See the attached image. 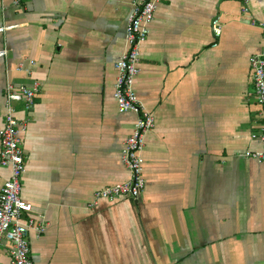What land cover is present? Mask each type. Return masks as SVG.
<instances>
[{"label": "crops", "instance_id": "obj_1", "mask_svg": "<svg viewBox=\"0 0 264 264\" xmlns=\"http://www.w3.org/2000/svg\"><path fill=\"white\" fill-rule=\"evenodd\" d=\"M18 1V4H15ZM134 0H0V127L7 81L38 84L15 104L21 198L34 264H264V162L250 58L264 48V0H156L134 90L155 119L140 153L139 199L99 200L127 180L137 115L113 97ZM222 34L215 38L212 21ZM0 185L8 171L2 170ZM9 243L0 264H11Z\"/></svg>", "mask_w": 264, "mask_h": 264}, {"label": "built area", "instance_id": "obj_2", "mask_svg": "<svg viewBox=\"0 0 264 264\" xmlns=\"http://www.w3.org/2000/svg\"><path fill=\"white\" fill-rule=\"evenodd\" d=\"M18 4V1H15ZM156 0H134L126 21V50L114 63L117 72L113 97L120 112H134L137 115L135 126L126 139L121 160L126 167L128 178L98 190L94 195V204L99 200L115 201L119 198L137 200L145 188V178L140 153L145 144V135L154 128V116L148 112L138 99L134 90V80L139 72L140 46L149 35V25L154 19ZM13 25L3 24L0 33L14 29ZM215 38L222 34V25L218 18L212 21ZM7 50H0V58H6ZM253 95L258 105L260 124L252 133L251 139L264 145V48L250 58ZM39 92L37 83L31 86L15 85L6 82L4 122L0 127V178L2 170H7V177L0 185V249L9 243L11 264H34L31 257L29 230L40 237L47 228L44 219L37 220L31 203L21 196V178L26 171V156L22 147L20 121L16 118L15 104L20 103L28 112ZM245 156L264 162V149L260 152L246 151Z\"/></svg>", "mask_w": 264, "mask_h": 264}]
</instances>
